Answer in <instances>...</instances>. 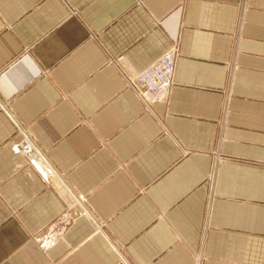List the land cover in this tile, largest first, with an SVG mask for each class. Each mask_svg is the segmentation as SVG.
<instances>
[{
    "label": "crops",
    "instance_id": "obj_1",
    "mask_svg": "<svg viewBox=\"0 0 264 264\" xmlns=\"http://www.w3.org/2000/svg\"><path fill=\"white\" fill-rule=\"evenodd\" d=\"M0 264H264V0H0Z\"/></svg>",
    "mask_w": 264,
    "mask_h": 264
},
{
    "label": "built area",
    "instance_id": "obj_2",
    "mask_svg": "<svg viewBox=\"0 0 264 264\" xmlns=\"http://www.w3.org/2000/svg\"><path fill=\"white\" fill-rule=\"evenodd\" d=\"M175 63V54L170 50L163 54L155 63L145 68L131 82L132 88L143 100L153 103L165 96L170 89ZM31 158L36 153L31 146H24Z\"/></svg>",
    "mask_w": 264,
    "mask_h": 264
}]
</instances>
